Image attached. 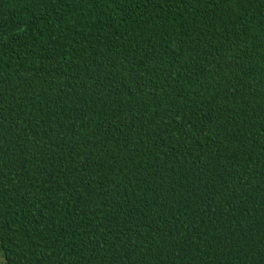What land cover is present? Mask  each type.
I'll return each mask as SVG.
<instances>
[{
	"label": "trees",
	"instance_id": "trees-1",
	"mask_svg": "<svg viewBox=\"0 0 264 264\" xmlns=\"http://www.w3.org/2000/svg\"><path fill=\"white\" fill-rule=\"evenodd\" d=\"M3 264H264V0H0Z\"/></svg>",
	"mask_w": 264,
	"mask_h": 264
},
{
	"label": "rangeland",
	"instance_id": "rangeland-1",
	"mask_svg": "<svg viewBox=\"0 0 264 264\" xmlns=\"http://www.w3.org/2000/svg\"><path fill=\"white\" fill-rule=\"evenodd\" d=\"M0 264H3V258L0 255Z\"/></svg>",
	"mask_w": 264,
	"mask_h": 264
}]
</instances>
